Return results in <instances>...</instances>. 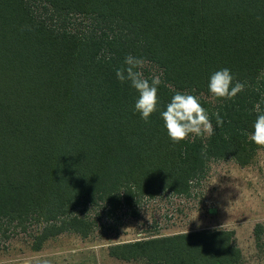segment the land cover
Segmentation results:
<instances>
[{"label": "trees", "instance_id": "obj_1", "mask_svg": "<svg viewBox=\"0 0 264 264\" xmlns=\"http://www.w3.org/2000/svg\"><path fill=\"white\" fill-rule=\"evenodd\" d=\"M128 55L145 60L149 82L160 78L159 111L177 91L194 95L214 134L173 144L159 111L148 123L133 114L138 94L115 74ZM223 68L244 90L213 100L209 79ZM257 106L264 112V0H0V252L15 238L31 252L63 235L86 239L99 205L189 194L213 161L250 165ZM263 232L257 223V244ZM104 250L124 264L244 263L222 227ZM57 263L106 264L84 250Z\"/></svg>", "mask_w": 264, "mask_h": 264}, {"label": "rangeland", "instance_id": "obj_2", "mask_svg": "<svg viewBox=\"0 0 264 264\" xmlns=\"http://www.w3.org/2000/svg\"><path fill=\"white\" fill-rule=\"evenodd\" d=\"M89 214L95 220L90 237L63 235L39 252L29 251L15 238L8 250L0 252V264H58L67 251L78 250L94 252L106 264H124L106 256L109 243L213 227L234 231L243 264H264V234L260 244L254 237L257 223L264 231V148L248 166H239L231 158L213 161L189 194L163 192L143 198L132 209L107 211L99 205Z\"/></svg>", "mask_w": 264, "mask_h": 264}, {"label": "clouds", "instance_id": "obj_3", "mask_svg": "<svg viewBox=\"0 0 264 264\" xmlns=\"http://www.w3.org/2000/svg\"><path fill=\"white\" fill-rule=\"evenodd\" d=\"M144 64L145 60L128 55L124 60L125 66L117 69L115 74L120 83L127 82L136 91L138 96L134 103L133 114H139L140 119L148 123L150 116L159 111L158 86L161 80L158 76H154L149 82L140 70ZM233 81L234 77L230 69L223 68L215 71L208 83V91L212 99L231 100L244 90V84L233 83ZM257 111L259 114L253 124L250 140L264 148V112L259 111V106ZM159 115L167 136L173 144H179L190 135L193 139L204 136L210 138L215 132L208 112L202 107L199 99L191 94L177 91L165 110L159 111ZM213 115L216 117V126H223L224 121L219 112Z\"/></svg>", "mask_w": 264, "mask_h": 264}]
</instances>
